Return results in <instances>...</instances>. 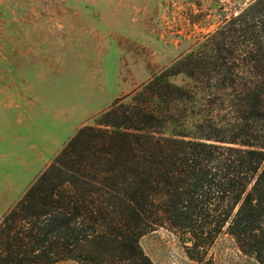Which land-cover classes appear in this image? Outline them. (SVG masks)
<instances>
[{
  "label": "trees",
  "instance_id": "trees-1",
  "mask_svg": "<svg viewBox=\"0 0 264 264\" xmlns=\"http://www.w3.org/2000/svg\"><path fill=\"white\" fill-rule=\"evenodd\" d=\"M165 225L264 264V0L78 129L1 217L0 264H153Z\"/></svg>",
  "mask_w": 264,
  "mask_h": 264
},
{
  "label": "rangeland",
  "instance_id": "rangeland-1",
  "mask_svg": "<svg viewBox=\"0 0 264 264\" xmlns=\"http://www.w3.org/2000/svg\"><path fill=\"white\" fill-rule=\"evenodd\" d=\"M250 1L0 0V101L28 102L2 117L14 123L6 140L0 128V219L78 129ZM190 239L165 225L139 243L153 264H258L225 230L200 248L202 262Z\"/></svg>",
  "mask_w": 264,
  "mask_h": 264
},
{
  "label": "crops",
  "instance_id": "crops-1",
  "mask_svg": "<svg viewBox=\"0 0 264 264\" xmlns=\"http://www.w3.org/2000/svg\"><path fill=\"white\" fill-rule=\"evenodd\" d=\"M19 103L10 101V104L9 105H6L5 103H2L0 101V128H2V131H4L5 134H6V136L4 137V140H6L7 138H9V133H10V130L9 129L10 128L8 129L7 126H9V127L12 128L13 127L12 124L14 122L11 120L12 121V123H11L9 120H7L6 118H2V117H4V114L8 112L7 106H11V108H10L11 110L9 109V113H10V111L12 112V111L15 110L17 114H20V111L19 110H23V109L25 110L26 107L28 106V104H27L28 102H26L24 100H21V102H19ZM15 128H16V126H15ZM7 142H9L10 144H12L11 142H13V140L12 139H8Z\"/></svg>",
  "mask_w": 264,
  "mask_h": 264
},
{
  "label": "water",
  "instance_id": "water-1",
  "mask_svg": "<svg viewBox=\"0 0 264 264\" xmlns=\"http://www.w3.org/2000/svg\"><path fill=\"white\" fill-rule=\"evenodd\" d=\"M185 241H189V238H185Z\"/></svg>",
  "mask_w": 264,
  "mask_h": 264
}]
</instances>
